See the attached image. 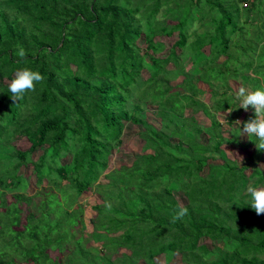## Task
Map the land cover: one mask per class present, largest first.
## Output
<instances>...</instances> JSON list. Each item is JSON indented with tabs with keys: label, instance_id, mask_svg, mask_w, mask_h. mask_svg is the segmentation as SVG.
Segmentation results:
<instances>
[{
	"label": "trees",
	"instance_id": "obj_1",
	"mask_svg": "<svg viewBox=\"0 0 264 264\" xmlns=\"http://www.w3.org/2000/svg\"><path fill=\"white\" fill-rule=\"evenodd\" d=\"M196 21L204 30L190 33ZM175 33L167 51L155 41ZM24 67L43 79L13 100ZM239 77L264 87V0H0V264H168L175 254L181 264H264V213L244 202L248 186L264 185L254 163L264 150L236 135L254 111L214 88ZM224 112L243 117L230 138ZM128 131L140 154L106 172ZM226 143L254 149L239 163ZM21 168L44 188L27 195ZM91 189L100 201L84 238L80 197ZM121 249L129 254L114 257Z\"/></svg>",
	"mask_w": 264,
	"mask_h": 264
},
{
	"label": "rangeland",
	"instance_id": "obj_2",
	"mask_svg": "<svg viewBox=\"0 0 264 264\" xmlns=\"http://www.w3.org/2000/svg\"><path fill=\"white\" fill-rule=\"evenodd\" d=\"M161 18H162V15L159 13L157 15V19L161 20ZM168 22L170 23L171 21H168ZM242 22H244V20H242ZM203 30H204V28H202L201 22L196 21L193 23V26L190 30V33H192L193 31L201 33ZM176 38H177V34L175 33L171 37H166V36L156 37L155 41L164 42L166 45V51H167L173 45ZM138 43H139V45L145 47V45L143 44V41L141 39H139ZM204 52L205 53L207 52V48H205ZM222 61H223V57L220 59L219 62H222ZM188 66H190V65H188ZM188 66H187V68H188ZM179 82L180 81L178 80V81L174 82L173 85H175ZM242 82H244L243 79L241 77H239V79L237 81H229L227 86L224 87L223 89H220L219 83H215L214 88H216L217 91H221V92L226 91V96L233 97V99L239 103V100L236 97V93L238 92L239 88L241 87ZM199 87L205 90V94L199 96V99L201 101H203V102L205 101L209 104L210 97H211V95H210L211 90L209 89L208 86H205L203 84H199ZM245 87L248 88L249 90H251L249 88L248 84ZM245 113H249V110H245ZM217 116H218L217 119H219V121L222 122L224 125V129H225L224 136L227 138H230V136H231L230 130L235 128L238 125V121L241 123V121L243 119V117H239V118L237 117L235 119L229 120L226 118L227 112H224L223 114H218ZM146 117H147V120L149 122L153 123L156 127L159 126L158 119H155V117H153V115L150 112L147 114ZM197 118L201 122L208 123L204 115L199 114L197 116ZM133 129H134V131L137 130L136 128H133ZM134 131H128L126 134H123L122 145L119 147L118 152H114L112 157H110L109 169L106 172H108L110 169H112L114 167H118L122 161H124V163H128V164L131 163L133 155L138 156L140 154V149H141L142 145H141V143H139V140L137 139V137H135ZM246 138H247V133L241 134V136H240L241 142H244L246 140ZM17 144H18V147L20 150H22V151L28 150L29 143L25 139L18 140ZM222 148L224 149L227 157L230 160H235L239 163H242L243 160L248 155H250L254 149V148L250 147L246 151H242L241 149H239V147L234 146L233 144H227V143L224 144ZM41 153H42V149L38 150L36 153H34L32 155V159H37L41 155ZM68 160H69V157H65L62 162L65 163ZM254 161H255L254 163L259 168H261L262 170L264 169V161L259 162L258 160H255V159H254ZM253 170H254L253 166L248 167L245 171L246 175H250ZM19 173L25 175L26 177L30 176L29 177L30 178L29 179V185L27 187V195L35 194L37 191H40L41 189H43L44 186L46 185V183H42L41 185L36 184V179L34 178V176L31 175V169L30 168H21ZM100 178L102 181H104L103 176H101ZM89 191H90V193H89ZM89 191L80 197V202L84 206V214H83V221H84V225H85V227L83 229L84 230L83 231V235H84L83 237L84 238L87 237V235L91 231V228H92L91 221L96 216L95 211L92 210V207L95 206L96 204H99V201H100L99 197L97 195H94V189H91ZM11 196L12 195L8 194L7 198L11 199ZM176 198L178 199V201L181 205L186 204V200L184 199L182 194H176ZM88 244L91 246H100V244H95V243H93V241H90ZM200 244L207 245L209 249L213 248L212 247L213 244L209 239H202L200 241ZM121 254H129V251L121 249L119 251V253L116 254L114 257L120 256ZM66 255H67L66 252L59 255L60 262H62V263L65 262ZM155 261H156V263L165 264L162 256L157 257L155 259ZM24 264H26V263H24ZM29 264H32V263H29ZM137 264H145V263L143 262V260H138ZM168 264H181L180 255L175 254L173 256V258L170 260V262H168Z\"/></svg>",
	"mask_w": 264,
	"mask_h": 264
},
{
	"label": "clouds",
	"instance_id": "obj_3",
	"mask_svg": "<svg viewBox=\"0 0 264 264\" xmlns=\"http://www.w3.org/2000/svg\"><path fill=\"white\" fill-rule=\"evenodd\" d=\"M18 55L21 58L25 57L24 49L21 48ZM42 79L43 75L38 70H33L29 67L17 70L8 88L11 97L13 100L22 99L25 92L27 90H34L36 82ZM236 97L239 100V107H243L245 110L251 107L254 111L252 118L243 121V128L238 127V133L236 135L247 133L248 138L255 142L257 149L264 150V87H256L253 90L240 87L236 93ZM244 192L246 206L255 209L258 214L264 213V185H250ZM187 212L188 209L186 207L180 208L176 215L177 217H181Z\"/></svg>",
	"mask_w": 264,
	"mask_h": 264
},
{
	"label": "bare ground",
	"instance_id": "obj_4",
	"mask_svg": "<svg viewBox=\"0 0 264 264\" xmlns=\"http://www.w3.org/2000/svg\"><path fill=\"white\" fill-rule=\"evenodd\" d=\"M220 4V3H219ZM227 4V3H226ZM237 11H239V10H237ZM236 12V11H235ZM230 17V16H229ZM235 18V17H234ZM149 20H150V18H149ZM202 20V19H201ZM203 21V20H202ZM205 22V21H204ZM228 24V23H227ZM188 28V27H187ZM226 28V27H225ZM153 29V28H152ZM242 29V28H241ZM208 35H210V34H208ZM247 43V42H246ZM244 44V43H243ZM254 45V44H253ZM245 47H246V45H245ZM243 52V51H242ZM53 82V81H52ZM88 157V156H87ZM97 168V167H96ZM35 178V177H34ZM92 182V181H91ZM92 186V185H91ZM89 193H90V191H89ZM96 202V201H95Z\"/></svg>",
	"mask_w": 264,
	"mask_h": 264
}]
</instances>
